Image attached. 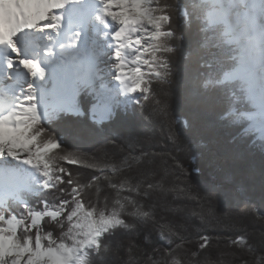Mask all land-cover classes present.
<instances>
[{
  "label": "snow or ice",
  "instance_id": "obj_1",
  "mask_svg": "<svg viewBox=\"0 0 264 264\" xmlns=\"http://www.w3.org/2000/svg\"><path fill=\"white\" fill-rule=\"evenodd\" d=\"M181 21L197 23L202 46L217 51L182 96L188 114L172 121L168 102L153 93L172 83ZM150 99L190 164L206 158L197 135L210 113L264 155V0H0V264H105L125 239L132 253L142 228L168 243L148 264H225L201 258L207 235L199 251L186 248L183 225L149 203L204 199L179 156L136 154L134 137L118 163L70 147V120L83 114L102 132ZM171 175L183 186L169 184ZM232 188L248 193L244 183ZM245 204L264 223V210ZM231 248L228 255L250 257L242 264H264V233L259 244L233 238Z\"/></svg>",
  "mask_w": 264,
  "mask_h": 264
},
{
  "label": "trees",
  "instance_id": "obj_2",
  "mask_svg": "<svg viewBox=\"0 0 264 264\" xmlns=\"http://www.w3.org/2000/svg\"><path fill=\"white\" fill-rule=\"evenodd\" d=\"M180 2L187 3L188 0ZM178 30L182 41L178 51L171 57L174 71L172 83L164 90L156 88L153 93L157 98L168 102L172 121L178 116L188 114L181 103L182 96L191 81L203 71L204 61L217 51L202 46L203 35L197 23L185 25L181 21ZM84 99L87 102V97ZM142 103L143 110H129L127 114L118 115L115 120L104 125L102 132L91 125L83 114L80 120H70L67 126L75 132L74 138L70 139V147H79L86 152L95 153L101 159L118 163L128 154V140L134 137L138 141L136 154L142 150L154 151L165 154L167 159V153H175L183 161L186 176L192 178L194 194L198 193L204 199L198 202L177 199L173 195L154 196L149 203L156 205L157 214L163 217L164 221L170 220L177 225H183L180 233L187 238L185 246L189 250L199 251V237L202 234L210 238L211 247L201 254V258L208 255L213 260L225 264H242L244 259L250 257L228 253L235 251L231 248L233 238L243 234L249 236L253 243L259 244L261 234L264 233V223L248 215L245 204L264 210V155H261L257 148L241 141L239 137L234 139L235 130L220 128L217 117L210 113L199 122L197 135L198 141L204 146L206 158L190 164L188 155L169 141L168 124L157 114L155 102L150 99ZM172 127L175 129L178 125L173 122ZM183 179L171 175L167 182L180 183L182 187ZM233 183L246 184L247 195L234 194ZM201 212L205 214L203 220L199 215H192ZM120 239L113 238L114 248ZM133 244L135 247L132 253H129L125 239L123 246L106 257L105 264H148V257L153 255L154 248L168 247L167 241L162 240L151 228H142L134 236Z\"/></svg>",
  "mask_w": 264,
  "mask_h": 264
}]
</instances>
